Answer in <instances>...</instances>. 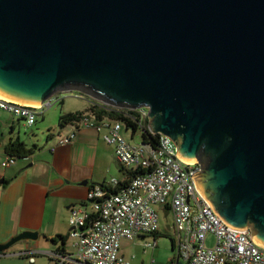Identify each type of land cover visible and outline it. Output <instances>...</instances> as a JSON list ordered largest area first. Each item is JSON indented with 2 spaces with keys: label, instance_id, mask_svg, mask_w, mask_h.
I'll return each instance as SVG.
<instances>
[{
  "label": "water",
  "instance_id": "95a60500",
  "mask_svg": "<svg viewBox=\"0 0 264 264\" xmlns=\"http://www.w3.org/2000/svg\"><path fill=\"white\" fill-rule=\"evenodd\" d=\"M72 92L148 108L216 216L264 248V0H0V98Z\"/></svg>",
  "mask_w": 264,
  "mask_h": 264
},
{
  "label": "built area",
  "instance_id": "2783aa9c",
  "mask_svg": "<svg viewBox=\"0 0 264 264\" xmlns=\"http://www.w3.org/2000/svg\"><path fill=\"white\" fill-rule=\"evenodd\" d=\"M55 97L56 94L38 107L0 98V109L32 126L38 112L49 108ZM135 110L142 122L148 121V108ZM71 125V131L55 136L52 150L73 143L79 127L86 126L101 133L121 166L144 173L137 174L114 194H107L100 185L89 187L85 202L70 209L71 251L48 253L55 258V264H130V259L121 253V241L153 238L169 214L167 227L176 250L173 264H264V248L252 240L248 229L235 230L216 216L192 178L201 170L200 164H188L178 158L176 147L167 136L152 133L157 136L155 146L134 144L124 136L121 122H99L91 113L83 114ZM15 159L10 156L2 165L13 164ZM118 184L114 177L105 183L112 187ZM210 236L214 239L211 246L207 243ZM143 246L152 248L156 241L145 240ZM34 260L29 258L30 262Z\"/></svg>",
  "mask_w": 264,
  "mask_h": 264
},
{
  "label": "crops",
  "instance_id": "0c3cea01",
  "mask_svg": "<svg viewBox=\"0 0 264 264\" xmlns=\"http://www.w3.org/2000/svg\"><path fill=\"white\" fill-rule=\"evenodd\" d=\"M87 98L82 109H72L64 107L65 97L57 93L52 105L38 112L32 126L0 109V244L24 230L39 233L37 242L22 241L0 253V264H55L49 252L71 251V207L85 202L89 187L107 183L113 177L123 180L113 147L93 128L80 126L73 143L52 150L55 136L72 129L71 124L60 126V116L85 111L95 102ZM54 103L64 105L55 107ZM39 117L42 124H38ZM123 134L127 138L124 129ZM15 140L33 151L3 166L10 157L6 146ZM60 236L65 237V244ZM31 257L35 258L33 262L29 261Z\"/></svg>",
  "mask_w": 264,
  "mask_h": 264
},
{
  "label": "trees",
  "instance_id": "16d2710c",
  "mask_svg": "<svg viewBox=\"0 0 264 264\" xmlns=\"http://www.w3.org/2000/svg\"><path fill=\"white\" fill-rule=\"evenodd\" d=\"M85 113H91L92 116H94L95 120L99 122L104 119L119 121L123 124L124 130H131L132 135L136 134L137 132H140L142 143L151 144L153 146L157 144V139H156L157 136L153 135L149 131L148 121L142 122L139 118V113L136 110H132L128 108H119L112 105H104L96 101L93 102V104L85 111L63 113L60 116V126L71 124L76 120H79L82 117V115ZM32 151L33 148H29L26 143L19 140L12 141L6 146L7 154L9 156H14V157H25L27 155H30ZM121 171L124 175V178L123 180L119 181V184L117 186L112 187V186H106L105 183L100 184V186L106 189L107 194H114L120 191L122 188H125L130 183L132 178H134L137 174L144 173L143 170L131 171V170H127L123 166H121ZM158 234L159 232L155 233L153 235V238L157 239ZM60 239L65 244L64 242L66 241L65 237L60 236ZM173 260L174 259H172L170 264H173Z\"/></svg>",
  "mask_w": 264,
  "mask_h": 264
},
{
  "label": "rangeland",
  "instance_id": "374dc122",
  "mask_svg": "<svg viewBox=\"0 0 264 264\" xmlns=\"http://www.w3.org/2000/svg\"><path fill=\"white\" fill-rule=\"evenodd\" d=\"M65 97V105L62 103H54L55 107H69L72 109H82L86 105V100L89 101L86 95L72 93H61ZM38 124H42V118L39 117ZM39 130V129H38ZM130 142L137 143L140 140V132L134 134L131 138V130H124ZM170 214L162 219L161 227L156 241V246L152 248H144L143 243L145 240H152L150 236L137 237L134 241L122 240L121 253L130 259V264H170L172 259L176 257V250L172 245V233L167 227ZM208 245H213L214 239L210 236L207 240ZM71 245V241H70ZM69 245V247H70Z\"/></svg>",
  "mask_w": 264,
  "mask_h": 264
}]
</instances>
